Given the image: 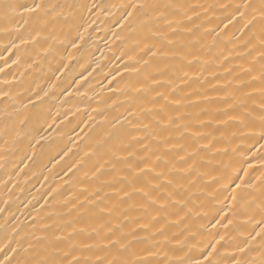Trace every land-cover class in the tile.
Instances as JSON below:
<instances>
[{"label": "bare ground", "instance_id": "1", "mask_svg": "<svg viewBox=\"0 0 264 264\" xmlns=\"http://www.w3.org/2000/svg\"><path fill=\"white\" fill-rule=\"evenodd\" d=\"M75 2L88 7L77 10L71 28L58 17L40 36L23 30L0 35V92L6 94L0 97V244L5 237H24L25 247L30 242L37 250L48 248L56 259L63 253L52 246L66 249L69 242H56L53 234L74 231V241L92 245L78 248L77 255L107 264L119 253L105 237L124 233L136 257L176 264L224 236L222 247L217 245L221 264H232L233 257L264 264L255 205L236 215L227 208L219 215L209 212L223 207L213 199L221 190L213 177L248 159L238 149L254 143L240 139L238 125L228 120L241 111L239 101L259 131L262 0H139L156 7L130 17L126 13L133 9L124 6L137 0ZM244 2L254 5L248 10L249 19L255 16L250 30L243 20L228 24L233 9L221 7ZM93 5L105 10L97 14ZM78 31L83 40L72 48L69 41ZM161 33L173 43H165ZM194 132L201 133L199 139ZM206 144L213 145L211 151L192 156ZM145 162L166 176L172 169V187L187 207L158 213L146 206L133 191L145 183L137 176ZM249 172L253 181L260 176ZM258 188L257 183L251 190L257 203Z\"/></svg>", "mask_w": 264, "mask_h": 264}, {"label": "snow or ice", "instance_id": "2", "mask_svg": "<svg viewBox=\"0 0 264 264\" xmlns=\"http://www.w3.org/2000/svg\"><path fill=\"white\" fill-rule=\"evenodd\" d=\"M86 7L88 6L77 3L75 0H73V3L68 4L52 3L51 0H31V2H29V0H0V35L11 36L13 32H16L19 36L21 30H23L28 32L29 37L32 36L33 32L36 33V36H40L42 31L47 30L49 23L55 21L58 17H63L65 24L71 28L72 23L75 22L77 18V10ZM92 7L97 9V14L105 10L104 6L101 5H93ZM113 7H115V5H113ZM124 7L133 9L132 12L126 13V15L130 17L133 15V12H142L148 7L156 6L140 3L139 0H137L136 3ZM221 7L226 11L228 9H233L232 11H227L226 19L228 24L239 19L245 21L243 27L246 29L250 30L251 27L254 26L255 16L251 19L248 18V10H254L253 4L249 2L236 4L235 6L222 4ZM88 11L91 12L92 8H88ZM260 18L261 24H264V0H262L260 8ZM221 23H223V21H221ZM228 24H225L224 27L227 28ZM169 27H171L170 22ZM173 31H175V29H173ZM160 35L165 43H173V41L168 39L166 34L161 33ZM78 40H83V35L79 33V31L77 32V37L69 41L72 48L79 47L77 43ZM20 42L23 44L27 41L21 39ZM11 46L18 47L14 41L11 42ZM261 48L264 49V30H262ZM151 54L156 55L155 52ZM259 58L260 61L264 62V50L259 53ZM260 78L264 80V71L261 72ZM4 95L6 94L0 92V97ZM160 95L163 94L161 93ZM262 95H264V92H262ZM44 96H48L47 91L44 92ZM37 99L39 100L41 97L37 95ZM28 103L31 104L33 101L29 99ZM238 103L241 111L238 114L229 115L228 120L234 121L238 125L240 139L254 143H251L250 147L246 149H238L240 155L248 156V159H241L238 161V166L234 167V170L228 171L226 169L220 176L213 177L214 182L221 186V190L216 193L213 199L223 204V207L219 209H209V212L214 210L216 214L219 215L221 212H224V208H227L228 212L236 215L242 209L252 208L253 205H255L256 208L260 210L261 220L257 222L260 226V232H258L257 235H261V233H264V171H261V169H264V101L261 103L258 133L256 132L255 121L252 119V113L247 111V106L243 101H239ZM25 107H27V105H25ZM33 107H35V104H33ZM9 118L10 116L6 115V119ZM171 122V118H169L168 123L170 124ZM226 122L227 121H225V123ZM157 123H161V121L158 120ZM246 129H251V131L246 132ZM4 135L8 136L7 129ZM192 135L199 139L201 133L194 132ZM233 136L236 137L237 133L234 132ZM4 143L8 144L9 140L5 139ZM212 147L213 145L211 144L202 145L192 153V156L194 157L199 151H211ZM233 151H237V149ZM64 155H67V153H64ZM161 159L162 156H156L157 162ZM180 159L184 161V157ZM253 159L256 160V164L252 162ZM167 163L168 162L165 161V166H167ZM257 164L259 167H257ZM245 165H247V167H245ZM228 169H233V165H229ZM250 169L252 171H260V176L256 177L255 181L250 177ZM171 172L172 169H169V175L166 176L164 171L156 170L155 164L149 166L147 162H145V167L140 168L137 173V176L142 175L146 180L142 186L133 187V191L142 196L147 207H155L158 213L166 212L169 206L173 208L179 206L180 211L187 207V203L183 201L182 198H177L179 197V193L172 187L174 181L170 178ZM124 179H128V177ZM257 183L259 185L258 191L261 197L259 203H257V199L253 196L251 191L257 188ZM125 195H128V193H125ZM220 196L224 197L223 201H220ZM227 215L228 213H225L221 219L226 218ZM214 218L215 217H213V219ZM216 223H220V221L217 220ZM229 223H231V220H229ZM45 227L51 226L45 225ZM80 231L84 230L81 229ZM109 231H111V229ZM73 236L74 231L69 232L67 236H56L53 234L54 241L69 242L66 249L55 248L54 245L52 246L56 252L63 253L62 256L56 259L52 258L48 248L37 250L30 242L27 247H25L22 243L24 237H21L19 240L5 237V242L0 244V253H3V256L0 257V264H105V261L100 258H97L96 261L81 259L80 256L77 255V249L80 247L91 248L92 245H80L73 240ZM105 238L108 239L107 246L117 248V252L119 253L116 258L108 261L107 264H151L147 259L136 257V253L131 251L132 241L127 240L124 233H121L120 238ZM40 239L43 240L45 237H41ZM224 239V236H219V239H216L215 242L209 240L207 244L203 245L198 255L190 251L179 259L176 264H221V261L218 259L220 250L217 245H221V241ZM13 244H15V246H13ZM194 248L195 246H193V249ZM240 251H244V249H240ZM232 264H241V261L233 257Z\"/></svg>", "mask_w": 264, "mask_h": 264}]
</instances>
